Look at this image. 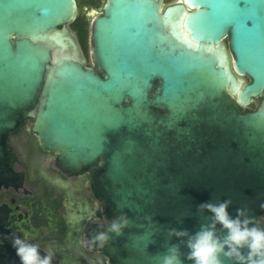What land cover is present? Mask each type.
I'll return each mask as SVG.
<instances>
[{"label":"water","instance_id":"water-1","mask_svg":"<svg viewBox=\"0 0 264 264\" xmlns=\"http://www.w3.org/2000/svg\"><path fill=\"white\" fill-rule=\"evenodd\" d=\"M78 11L0 0V182L7 138L32 117L64 167L93 172L106 223L89 239L127 215L121 236L88 243L111 264H159L179 242L168 228L194 233L211 215L197 213L203 202L231 199L230 215L246 208L264 227V101L239 106L264 93V0H107L91 32L97 69L66 28ZM0 253L20 264L12 244Z\"/></svg>","mask_w":264,"mask_h":264},{"label":"flooded vegetation","instance_id":"flooded-vegetation-1","mask_svg":"<svg viewBox=\"0 0 264 264\" xmlns=\"http://www.w3.org/2000/svg\"><path fill=\"white\" fill-rule=\"evenodd\" d=\"M106 1L77 0L78 16L66 25L76 36L86 65L95 69L88 48L89 44L93 46L94 20L104 13ZM78 18L88 25L87 42L80 36ZM224 43L230 50L229 36ZM263 101L264 93L250 104L239 106L244 113L252 112ZM7 148L9 175L0 183L12 184L0 187V251L4 245L11 244L14 236H20L39 245V250L46 254L51 249L53 260L60 264L64 259L70 264H111L105 254L88 245L91 229L106 223L101 203L92 193L93 172H73L64 167L56 152L42 147L32 117L8 136ZM76 214L81 217H75ZM261 222L264 224V216Z\"/></svg>","mask_w":264,"mask_h":264},{"label":"clouds","instance_id":"clouds-1","mask_svg":"<svg viewBox=\"0 0 264 264\" xmlns=\"http://www.w3.org/2000/svg\"><path fill=\"white\" fill-rule=\"evenodd\" d=\"M231 204V199H225L197 205L198 214L207 212L211 215L202 217L204 222L194 233L188 229L168 228L167 236L175 237L179 242L168 244L163 254H158L159 264H184L185 259L192 264H225L226 261L264 264V227L248 214L246 208H237L235 217L230 215ZM128 224L127 215L121 213L111 219L105 230L93 234L89 243L103 248L111 240L110 234L121 236ZM11 244L20 264H52L51 249L42 256L39 245L20 236H14ZM181 246L187 248L186 254L182 253Z\"/></svg>","mask_w":264,"mask_h":264},{"label":"trees","instance_id":"trees-1","mask_svg":"<svg viewBox=\"0 0 264 264\" xmlns=\"http://www.w3.org/2000/svg\"><path fill=\"white\" fill-rule=\"evenodd\" d=\"M168 2H171L172 0H167ZM77 22L79 24V28H80V36L83 40H85L87 42L88 38H89V28L88 25L82 20V19H77Z\"/></svg>","mask_w":264,"mask_h":264},{"label":"rangeland","instance_id":"rangeland-1","mask_svg":"<svg viewBox=\"0 0 264 264\" xmlns=\"http://www.w3.org/2000/svg\"><path fill=\"white\" fill-rule=\"evenodd\" d=\"M104 3H105V1H104ZM88 49H89V56L92 57V54H91L92 44H89V48ZM75 217L78 218V217H81V215H79V214L77 215L76 214Z\"/></svg>","mask_w":264,"mask_h":264},{"label":"snow or ice","instance_id":"snow-or-ice-1","mask_svg":"<svg viewBox=\"0 0 264 264\" xmlns=\"http://www.w3.org/2000/svg\"><path fill=\"white\" fill-rule=\"evenodd\" d=\"M243 2H244L245 4H247V3H248V0H243Z\"/></svg>","mask_w":264,"mask_h":264}]
</instances>
